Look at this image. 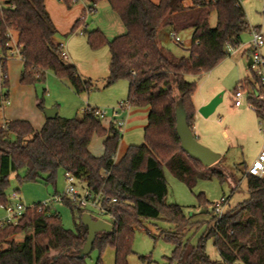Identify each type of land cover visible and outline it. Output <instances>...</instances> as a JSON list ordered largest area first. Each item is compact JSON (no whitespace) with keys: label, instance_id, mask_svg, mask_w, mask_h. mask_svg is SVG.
I'll list each match as a JSON object with an SVG mask.
<instances>
[{"label":"trees","instance_id":"trees-1","mask_svg":"<svg viewBox=\"0 0 264 264\" xmlns=\"http://www.w3.org/2000/svg\"><path fill=\"white\" fill-rule=\"evenodd\" d=\"M62 1L71 6L72 0ZM90 1L95 4L100 0ZM106 1L125 31L107 39L99 29H93L87 33L86 41L91 49L108 47L106 85L126 80V101L131 106L148 108L142 144L129 146L115 162L121 133L113 122L104 128L95 108L89 106L79 116L46 118L39 130L26 120L0 122V205L7 203L4 190L11 173L25 169L23 177L17 176L18 182L43 180L55 185L56 173L62 169L65 175L104 197L102 206L110 215L112 228L96 233L92 249L101 251L110 245L115 251V264H126L132 251L134 227L140 226L142 220L163 215L178 228L187 226L180 207L164 202L167 187L162 168H168L191 187L217 162L204 167L182 151L175 131V105L182 101L188 127L193 131L196 108L192 96L196 82L185 77L199 78L211 70L226 57V46L238 47L242 33L250 28L237 0ZM212 12L216 15L214 26L209 24ZM79 24L78 19L70 33ZM179 28L192 30L186 56L173 55L160 42L162 29L168 34ZM9 33L15 36L22 62L21 84L40 82L50 71L66 79L76 93L91 89V83L83 81L76 68L61 58V45L53 40L56 29L45 0L0 3V49L4 53L10 48ZM3 73L7 87L6 64ZM248 83L245 77L236 88ZM254 103L263 107L260 102ZM253 111L258 117L262 115L260 109ZM95 134L102 137L100 156L88 149ZM211 170L224 179L221 171ZM243 177L248 197L228 208L218 220L213 215L211 226L196 245L183 244L177 233L163 234L165 240L174 244L172 259L184 264H264V177L248 175L246 168ZM62 202L77 211L74 230L65 228L59 214L48 208L39 212L26 208L16 225L0 227V264H86L88 255L77 258L87 236V227L80 222L86 210L75 201L63 198ZM19 234L21 240L12 239ZM208 238H213L219 261H210L205 254ZM96 264H101L99 258Z\"/></svg>","mask_w":264,"mask_h":264},{"label":"rangeland","instance_id":"rangeland-1","mask_svg":"<svg viewBox=\"0 0 264 264\" xmlns=\"http://www.w3.org/2000/svg\"><path fill=\"white\" fill-rule=\"evenodd\" d=\"M5 1L0 0V3L3 4ZM240 4L249 28L257 27L264 33L263 0H240ZM66 9L71 16L75 14L77 20L82 16L83 21L72 33L69 30L65 33L63 31L66 28L65 15L59 14L55 17L58 28L55 37L63 42L61 50L69 57L63 59L64 62L76 65L80 78L90 82L91 89L88 92L76 93L66 79L58 78L50 71L45 72L44 79L40 82L21 84L19 74L22 66L20 67L16 62H20L18 60L20 57L15 55L13 56L15 64L7 72L6 87L12 104L3 109H22L23 116H31L37 111L43 112V109L56 107L57 116L66 118L79 116L87 106L104 110L106 118L100 119L103 127L108 125L109 117H113V121L125 120L115 154L121 157L129 146L142 144L147 113L145 110L136 109L142 107L131 106L127 119L122 109H118L116 115H111L119 102L127 99V81L122 79L106 85L108 47L102 45L97 49H91L87 44L86 36L89 31L99 29L107 39H111L123 33L124 26L106 0H100L94 5L89 0H72L71 6H66ZM215 22L216 15L212 12L209 16L210 26H214ZM191 31L190 28L176 29L174 32L180 38V42H174L169 36H162L161 44L175 56H186ZM240 38L239 46L232 52H227L226 57L211 70L199 78L193 75L185 77L187 81L196 82L192 96L193 103L204 100L211 94H214L213 96L220 94L221 100L214 111L207 117L199 116L194 134L200 144L220 155V159L212 168L221 171L224 179H220L211 168L207 170L205 176L196 178L189 187L176 178L168 168L163 167L167 187L164 202L180 207L187 226L184 229L178 228L175 222L167 220L163 215L157 219L142 220L140 226L134 227L132 251L126 257V264H184L171 258L174 244L165 240L163 234L177 233L183 244L196 245L211 226L215 203L224 202V213L228 208L248 197L243 171L255 160L260 147L264 144V134L259 131L264 121L259 119L246 99L242 101L240 107L233 105V93L237 82L250 73L247 66L250 52L249 31L242 33ZM38 102L41 103L40 106H37ZM3 109L0 110L2 124ZM89 146L93 153L102 152V137L93 135ZM24 174L25 169H19L9 175L8 185L4 190L7 203L19 201L24 207H32L48 201V209L59 214L63 226L74 230L77 211L62 201H50L53 195L62 194L67 187L63 170L57 171L55 185L43 180L18 182L17 176L23 177ZM73 184L78 193L83 194L85 186L76 180ZM13 192L17 194L16 200L11 198ZM88 212L94 219L109 220L106 214L91 209H88ZM4 214L5 211L0 205V220L3 219ZM12 239L19 241L22 235H15ZM5 246L4 244L3 247ZM204 251L210 261L220 260L213 238L205 240ZM98 258L101 264H115V251L110 245H105L101 251L95 247L86 257L85 262L96 264Z\"/></svg>","mask_w":264,"mask_h":264},{"label":"built area","instance_id":"built-area-1","mask_svg":"<svg viewBox=\"0 0 264 264\" xmlns=\"http://www.w3.org/2000/svg\"><path fill=\"white\" fill-rule=\"evenodd\" d=\"M240 1V0H237ZM263 10H264V0H263ZM89 9H91L89 7ZM80 23L83 21L82 16L79 18ZM250 40L248 42L250 46L249 57L250 65L249 70L250 73L247 75L248 84L244 87L243 84L237 86L233 93V105L238 107L242 104V101L246 99L250 104L251 108L254 109H264V33H262L259 29L250 28L249 29ZM10 42L7 44L10 48L4 53L0 49V110H2L5 106L9 105L10 101L8 98V93L6 86L4 85V73L3 67L7 63V60L10 57L15 55L19 56V50L15 47V43L12 40V36ZM168 36L174 42H180V38L175 34L174 31H170ZM62 47V44H60ZM234 47L226 46L227 52H232ZM61 58L67 59L68 56L66 52L61 51ZM254 102H260L263 107H259L255 105ZM130 104L127 101L119 102L118 106L112 110V115H116L118 109H122L128 111L130 108ZM95 115L99 119H103L105 117V111L95 108ZM259 119L264 121V110L262 111V115L259 116ZM115 128L121 133L122 128L125 125L124 120L113 121ZM261 133L264 134V125L259 129ZM246 174L256 176V177H264V144L260 151L258 152L255 160L251 163L250 166L246 168ZM67 180V187L62 194L53 195L50 201L59 202L62 201L63 198L75 201L76 205L88 211V209L94 210L99 213L106 214L108 216L109 222L111 223V218L104 206H102V201L104 197L101 193H93L89 191L87 188H84L83 194H79L75 189L73 181L75 180L70 175H65ZM12 199H17L16 192H13L11 195ZM114 201V199L112 200ZM26 208L35 209L37 212L48 208V201H44L39 205H35L32 207H24L22 203L16 201L15 203H6L3 207L5 214L3 219L0 220V227L6 225H16L19 219L22 217ZM224 210V202L220 201L215 203L213 206V215L216 216L217 220L223 214ZM234 264H242L236 262Z\"/></svg>","mask_w":264,"mask_h":264},{"label":"water","instance_id":"water-1","mask_svg":"<svg viewBox=\"0 0 264 264\" xmlns=\"http://www.w3.org/2000/svg\"><path fill=\"white\" fill-rule=\"evenodd\" d=\"M250 65V59L247 60V66ZM220 94L213 96L207 103L197 109V113L203 117L210 115L216 105L220 102ZM56 107L43 109L45 118L53 119L56 116ZM175 131L180 142V148L189 157L199 161L204 167H209L220 159V155L204 145L200 144L193 131L188 127L186 121V112L181 100L175 105ZM80 222L87 227L86 240L79 248L77 258L87 256L92 250V244L98 232H109L112 224L102 219H94L88 212L81 215Z\"/></svg>","mask_w":264,"mask_h":264},{"label":"crops","instance_id":"crops-1","mask_svg":"<svg viewBox=\"0 0 264 264\" xmlns=\"http://www.w3.org/2000/svg\"><path fill=\"white\" fill-rule=\"evenodd\" d=\"M90 1V0H89ZM152 2H154V3H157L159 0H151ZM91 2V1H90ZM94 5V4H93ZM184 5L185 6H187V5H189V2L188 1H186L185 3H184ZM45 8H46V11H47V13H48V15H49V17H50V19H51V21H52V23L54 24V26H55V29H56V33H57V30H58V28H57V23H56V21L57 20H55V17L56 16H58L59 14L61 15V13L62 14H64L65 15V19H66V28L63 30V31H65V33L69 30V32H70V29L72 28V26H73V24H74V22L77 20L76 19V17H75V14L74 15H70V13L69 12H67V9H66V5L63 3V1L62 0H45ZM59 12V13H58ZM68 21V22H67ZM166 29H168V28H166ZM166 29H162L161 30V32H160V39H161V37L162 36H164V37H166V36H168V34H167V30ZM12 40H13V42L15 43V36L13 35L12 36ZM53 40H54V42L56 43V44H63V42H61V40L59 39V38H57V37H55V35H54V37H53ZM161 42V41H160ZM69 58V57H68ZM18 60H20V62L19 61H16V62H18V64H19V66L21 67L22 66V62H21V59L19 58ZM15 64V60H14V58L12 57V58H10L9 60H8V62L6 63V70H7V72H8V70H9V68L11 67V66H13ZM71 65H73L75 68H76V70H77V67H76V65H74L73 63L71 64ZM77 73H78V70H77ZM79 74V73H78ZM7 78H8V73H7ZM7 93H8V98H9V101H10V103H9V107H10V105L12 104V99H11V97H10V95H9V91L7 90ZM213 95L214 94H211L210 96H208L207 98H205L204 100H201V101H199V102H195L194 101V106H195V108H196V112H195V117H194V122H193V133H195L194 132V129H195V126H196V124H197V122H198V119H199V116H200V114H198L197 113V109L200 107V106H202V105H204L205 103H207L210 99H211V97H213ZM242 105V104H241ZM240 105V106H241ZM240 106H238V107H240ZM236 107V106H235ZM136 109H142V110H145L146 111V113L148 114V108L147 107H142V108H136ZM147 109V110H146ZM130 110H131V106H130V108H129V110L128 111H125V110H123L125 113H126V119L128 118V114L130 113ZM106 113V112H105ZM56 115H57V111H56ZM111 115H112V112H111ZM128 115V116H127ZM3 116H4V122H7V121H10V120H26V121H28L31 125H32V127L35 129V130H39L41 127H42V125L44 124V122H45V116H44V113L42 112V111H37L36 113H34L33 115H31V116H23V114H22V109H3ZM112 116H114V115H112ZM104 118H106V114H105V117ZM108 119V125L106 126V127H104V128H107L108 126H109V124L110 123H112L113 122V117H109V118H107ZM146 119H147V117H146ZM124 122H125V120H124ZM195 135V134H194ZM90 145V144H89ZM263 146V145H262ZM260 148H262V147H260ZM88 149H89V151L93 154V155H95V156H100L101 154H102V152H103V147H102V152H96V153H93L91 150H90V146H88ZM126 151V150H125ZM125 153V152H124ZM123 153V154H124ZM123 154H122V156H123ZM121 156V157H122ZM121 157H119V156H114V161L115 162H117ZM2 207H4V206H2ZM86 212H88V211H86ZM89 213V212H88ZM90 214V213H89ZM108 222H109V220H108Z\"/></svg>","mask_w":264,"mask_h":264}]
</instances>
